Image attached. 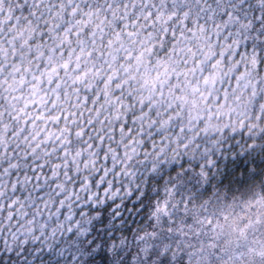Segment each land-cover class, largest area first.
<instances>
[{"label": "snow or ice", "instance_id": "6c2138e0", "mask_svg": "<svg viewBox=\"0 0 264 264\" xmlns=\"http://www.w3.org/2000/svg\"><path fill=\"white\" fill-rule=\"evenodd\" d=\"M0 264H264V0H0Z\"/></svg>", "mask_w": 264, "mask_h": 264}]
</instances>
